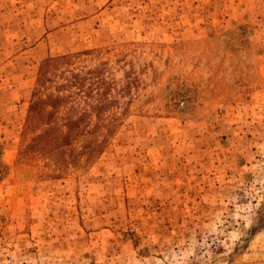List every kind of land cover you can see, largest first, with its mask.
I'll return each mask as SVG.
<instances>
[{
  "label": "rangeland",
  "instance_id": "rangeland-1",
  "mask_svg": "<svg viewBox=\"0 0 264 264\" xmlns=\"http://www.w3.org/2000/svg\"><path fill=\"white\" fill-rule=\"evenodd\" d=\"M0 264H264V0H0Z\"/></svg>",
  "mask_w": 264,
  "mask_h": 264
}]
</instances>
